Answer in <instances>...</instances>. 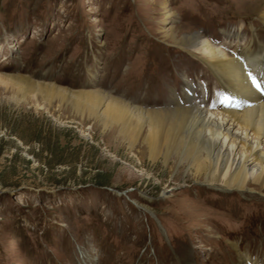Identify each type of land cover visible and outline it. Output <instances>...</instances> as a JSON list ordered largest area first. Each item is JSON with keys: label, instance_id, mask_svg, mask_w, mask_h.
I'll list each match as a JSON object with an SVG mask.
<instances>
[{"label": "rangeland", "instance_id": "374dc122", "mask_svg": "<svg viewBox=\"0 0 264 264\" xmlns=\"http://www.w3.org/2000/svg\"><path fill=\"white\" fill-rule=\"evenodd\" d=\"M165 4L182 33L220 42H245L223 30L257 18L237 0H0V75L163 99L207 72L164 36ZM112 130L0 80V264H236L238 248L264 264V192L139 159Z\"/></svg>", "mask_w": 264, "mask_h": 264}, {"label": "bare ground", "instance_id": "6f19581e", "mask_svg": "<svg viewBox=\"0 0 264 264\" xmlns=\"http://www.w3.org/2000/svg\"><path fill=\"white\" fill-rule=\"evenodd\" d=\"M242 2L253 4L250 10L257 18L223 30L235 39L247 37L234 43L220 42L218 34L182 33L170 24L176 13L165 4L164 23L169 25L164 36L201 61L207 72L197 80L204 79L206 85L184 74L178 88L169 86L162 92L163 99L127 100L98 89L70 90L9 74H1L0 80L33 96L71 101L137 149L139 159L147 155L152 163L162 159L166 165L187 167L196 182L207 186L264 192V32L260 29L264 28V0H237ZM213 83L216 89L210 87ZM219 95L220 101H215ZM237 253L236 264H257L251 253L240 248ZM184 262L194 264L190 257Z\"/></svg>", "mask_w": 264, "mask_h": 264}, {"label": "snow or ice", "instance_id": "6c2138e0", "mask_svg": "<svg viewBox=\"0 0 264 264\" xmlns=\"http://www.w3.org/2000/svg\"><path fill=\"white\" fill-rule=\"evenodd\" d=\"M253 83L256 84V86L258 88L260 87V85L256 82L255 78H253ZM261 90L264 91V88H262ZM237 106H239V105H237Z\"/></svg>", "mask_w": 264, "mask_h": 264}]
</instances>
